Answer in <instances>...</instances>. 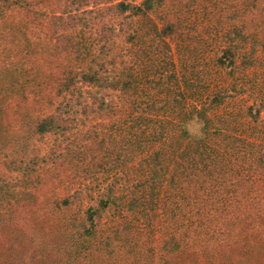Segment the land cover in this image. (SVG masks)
<instances>
[{
  "label": "trees",
  "instance_id": "1",
  "mask_svg": "<svg viewBox=\"0 0 264 264\" xmlns=\"http://www.w3.org/2000/svg\"><path fill=\"white\" fill-rule=\"evenodd\" d=\"M250 2L252 13L262 11L264 0ZM168 3L169 0L116 2L113 8L121 17L118 34L124 36L129 47L118 53L107 49L98 69L88 67L80 72V81L111 90L118 98L115 103L101 91L91 93L90 101L81 103V112L87 116L119 115L123 126L119 128L124 134H131L126 140L137 144L139 159L146 163L140 167L145 177L139 181V194L124 195L119 206L112 182L107 192L97 197V204L86 208L81 219L71 218L68 222L64 218L62 224L56 221L51 225L54 215L48 216L34 200L31 204L35 206L25 209L18 204L25 192L33 197L27 190L43 177L13 181L6 172L25 168L19 167L13 157H2L0 147V264H264V202L253 200L251 207L256 208L249 219L255 220L254 224L241 219L238 213L232 215V211H212L215 192L211 189L212 184L216 188L226 185L232 180L231 175L236 181L233 185L244 186L251 172L263 173L264 144L239 135L232 116L218 112L216 106L225 98L220 90L210 89L212 85L206 79L197 83L187 77L180 45L183 22L162 12L158 15ZM36 4L37 0H0V19L13 10L36 13ZM134 16L143 17V27L136 25ZM53 18L62 30L72 19ZM107 30L113 32L114 28ZM232 30L240 35L238 28ZM137 40L140 43L135 47ZM231 45L223 43L216 59L234 70L239 64ZM25 47V52L31 49L29 44ZM174 50L179 54V65ZM250 54L251 63L254 52ZM3 60L8 61V53L0 46V129L6 122L7 96L13 84V78L11 82L4 79L7 62ZM203 72L207 73V68ZM58 82L56 95L74 84L75 78L68 82L61 78ZM191 119L200 121L199 134L189 132L187 123ZM62 120L54 113L41 116L34 131L50 132ZM108 140L112 143V136L104 133L96 143L102 159ZM235 156L242 158L241 166L230 174ZM35 158L49 161L45 155ZM31 160L28 169L34 163ZM119 179L117 183L121 182ZM78 198L75 192L54 198L52 209L68 210ZM261 199L264 200V193ZM112 204L118 205L117 213L123 219L101 226L103 214ZM239 204L237 209L243 210V204ZM258 205H263L259 222L254 215ZM68 226L75 230L69 232ZM42 238L49 243L44 244Z\"/></svg>",
  "mask_w": 264,
  "mask_h": 264
},
{
  "label": "rangeland",
  "instance_id": "2",
  "mask_svg": "<svg viewBox=\"0 0 264 264\" xmlns=\"http://www.w3.org/2000/svg\"><path fill=\"white\" fill-rule=\"evenodd\" d=\"M118 1L141 2L37 0L36 13L13 10L6 13L3 20L0 19V35H4L0 38V46L5 47L8 53V61L3 60L7 62L4 79L11 82L13 78L12 90L7 96L8 115L0 129L1 156L13 157L19 167L25 168L6 172L13 181L28 176L43 177L42 181L40 179L33 188L27 190L33 197L25 192L20 195L18 204L24 209L38 205L48 212V216L54 215L49 223L51 225V222L56 221L62 224L64 218L68 222L71 218L81 219L86 208L96 205L97 197L106 193L112 182L113 194L120 206L124 195L129 196L134 192L139 194V181L145 177L140 167L146 163L139 159L137 144L126 140L131 134H124L119 128L123 127L119 115L87 116L81 112V103H88L91 93L101 91L115 103L118 101L115 92L80 81L83 68H99L104 51L111 49L118 53L120 49L129 47V44L124 43V36L118 34L121 17L113 8ZM168 4L158 15L162 12L169 17H179L183 22L184 38H181L180 45L183 62L188 68L187 77L197 83L206 79L212 85L210 89L220 90L225 98L223 103L216 106L218 112L232 116L239 135L264 144V5L260 13H252L250 0H169ZM56 16L68 20L72 18L65 30L58 27L59 24L53 18ZM142 18L132 17L138 27L144 25ZM112 26L113 32L107 30V27ZM233 27L239 29L240 35H235ZM139 43L140 40H137L135 47ZM223 43L226 46L231 43V50L237 54L236 63L239 66L234 70L217 62L216 55ZM27 44L31 49L25 52ZM250 52H254L251 63ZM174 53L179 65V54L175 50ZM108 67L115 68L111 65ZM206 68L207 73L203 72ZM193 72L195 75H192ZM61 78L67 82L75 78V83L56 95ZM51 113L64 119L60 126L44 134L35 133L37 119ZM187 127L191 134L201 131V123L196 119H191ZM104 133L105 136H112V143L108 140L107 151L105 149L102 153V159L97 153L96 143ZM43 155L48 156L49 161L44 163L35 158ZM239 159L242 158L235 156L232 159L230 174L241 166ZM30 160L34 163L28 169ZM241 169L244 172L245 166ZM259 172L253 171L249 177L246 176L247 184L244 186L233 185L236 184L233 175L226 185L216 188L212 184L211 189L215 192L212 211H232V215L238 213L241 219L248 220L256 208L251 207L253 200L258 198L264 202L261 199L264 172ZM123 177L124 180L121 179ZM118 178L121 181L119 183L116 181ZM206 191L209 193L210 189ZM74 192L79 198L68 210L52 209L51 200ZM31 201L36 202L35 205ZM218 202L222 204L216 206ZM239 202H242L243 210L237 209ZM205 203L208 204V201ZM118 205L112 204L106 208L101 226L112 225L123 219L117 213ZM262 206L260 208L258 205L254 214L258 216V222L261 220ZM251 222L257 224L255 220ZM68 227L69 232L75 230ZM44 237L49 240L46 235ZM45 239L44 244H48L49 241Z\"/></svg>",
  "mask_w": 264,
  "mask_h": 264
}]
</instances>
